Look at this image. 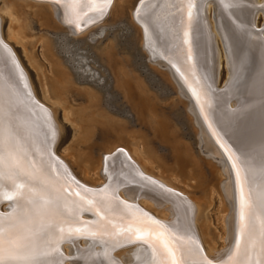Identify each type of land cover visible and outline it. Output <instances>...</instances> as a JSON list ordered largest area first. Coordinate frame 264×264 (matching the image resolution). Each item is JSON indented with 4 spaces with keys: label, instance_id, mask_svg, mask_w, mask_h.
<instances>
[{
    "label": "bare ground",
    "instance_id": "bare-ground-1",
    "mask_svg": "<svg viewBox=\"0 0 264 264\" xmlns=\"http://www.w3.org/2000/svg\"><path fill=\"white\" fill-rule=\"evenodd\" d=\"M19 1L47 6L51 13L53 12V15L57 16L61 25H64L65 29L71 34H83V31L87 29L81 31V26L88 24L89 21L94 22L96 20L94 24L99 22L107 11H102V8L107 7L111 3L110 0H108V3L105 0H54V2L47 0H8L9 3L14 4H18ZM139 1L136 0L134 3L133 0H127V6L132 7L130 12L131 19L143 25V35L139 32L141 43L144 39L143 46L146 48V45L150 47L153 46L152 44L156 45L157 43L158 45V42H160L159 48L156 46L157 50L155 52L151 51V47L148 49H150L152 56L156 53L161 57L164 53L167 55L165 56L166 60L152 57L154 62L158 63V65L160 64L159 62L163 64L161 65L163 68L161 73L173 80L174 83H177L176 86H179L177 93L181 97L184 96L189 99L187 103L185 102L188 112L195 110L194 114L201 120L204 134L209 135V138L211 137L210 139L213 140L217 149L220 148L221 152H219L222 154L226 166L223 169L221 164H219L220 162L217 165L221 172L225 171L228 173L229 171L230 173L233 180L232 187L236 207L237 203L238 205L242 202L244 203V198L247 202L248 222L246 227H244L239 246H236L233 252L231 251V256H228L229 254L226 252L222 258H210L212 246L204 254L196 242V237L190 224V216L192 218L194 211L191 213V205L187 203L188 200L180 197L177 192L170 190L169 183L162 182L155 177V183L150 181V179H153L152 175L136 158L140 150H137L135 146L130 150L122 144H114L109 145L106 150L101 152L98 167L103 170V175L108 184L106 188L103 189L99 187L100 185H95L96 189L88 190L73 182L69 178L65 166L61 165L54 156L55 143L50 132L51 128H49L44 117L45 113L43 115L41 109L36 107L38 104L36 106L33 104L32 101L34 99L32 96L29 97V92L26 91L24 86L18 85L5 70V65H3L5 62L2 60V48L11 53L13 57H11L12 59L10 58L12 64H15L18 69L19 65L9 46L4 44L0 38V46L2 47L0 49V158H2L0 170L4 173L3 177H0V192L15 196L12 202L2 201L4 203L8 202L10 206L5 209L6 212L0 211L3 213L0 215V220H2L6 235L23 232L28 237L27 243L29 244V249L23 256L9 257L5 254V264H63V261L68 258L61 255L63 253L61 247H59L60 244L71 242L74 245L82 237L94 244L92 245L94 252L85 253L84 250L86 248L83 249V245L81 247L78 246L79 248L77 247L76 250H83L84 253L78 254L79 258H77L80 263L78 261L76 263L119 264L116 261L117 259L113 257V251L117 247H123L132 242L134 245L139 244L137 243L139 242L138 240L129 242V239L134 236L137 237L138 233L140 237H145L148 242H141L140 244H145V246L136 248L129 256V259H125V264H174V262L175 264H205L201 257L198 256V251H201L208 260L215 263H223L228 257L230 260L225 264L264 263V154L258 162L257 167L259 169L255 172L254 168L256 165L251 162L255 160V156L251 147L246 149L243 155L238 156L219 131V129H223L229 138H236L242 129H246L247 122L252 120L251 118L255 113L253 110V94L259 82L257 78L262 73L264 66V38L261 41H257V39H255L256 41H251V46L243 37L240 28L238 27V29L234 24L242 22L255 27L256 16L259 12L263 11L264 13V0H197L199 7L197 13L188 11V0H176L175 6L177 10L173 12V16L170 14L169 18L165 17L168 19L165 21L167 28L163 27L160 29V34L157 38L153 36L148 22V16L155 13L154 10L156 8L153 6L156 4H153V1L147 2L148 4L152 2L153 5L149 9L148 4H146L147 6L145 5L146 7L140 6L145 1L142 0L140 7L138 6L139 9H135ZM14 4H11V8ZM228 4H230L229 8L226 7ZM253 4H261L263 8L254 10V8H250V5ZM21 6L19 5V7ZM210 7H213V9L216 7L215 14L219 15L215 23L210 22V20L207 21ZM134 9L135 11H133ZM230 12L232 16L229 15ZM170 22H172L174 30L172 28L171 30L170 28L168 29ZM18 32L19 29L17 32H9V37H15ZM172 34L174 37H172ZM216 37L221 38L225 46L226 60L232 66L230 79L234 75L236 76V82L232 84V86L237 85L235 92L230 93L232 87L230 83V87L226 85L229 88L226 89L225 97L218 96L217 92L220 93V91H212L205 83L207 81L209 84L211 80L216 87L220 65L219 51L217 50L215 53L216 50L214 49L216 43L212 45L214 43L213 39ZM135 38L137 39L136 36ZM241 41L244 49L242 51L241 48L239 49V42ZM249 48L250 50L252 49L251 51L256 50V53H251ZM246 51L249 53V57L245 55ZM107 53L109 54L110 52ZM122 54L124 55L123 52ZM131 62L130 65L132 66L133 63L131 64ZM120 63L119 66H125L122 60ZM250 63L252 64L251 75H249V72L246 73ZM132 71H134L133 68ZM197 72L198 78L196 76ZM198 80L201 81V84L198 83ZM71 81L74 80L72 79ZM114 83L116 84V81ZM224 93L222 96H224ZM235 96L243 98L234 101V104H232L235 107L229 109L226 105L232 101L231 97L234 98ZM94 102L96 101L94 100ZM141 103L142 111L148 114L146 116L156 120V108H151L147 100L145 102L140 101ZM191 104L193 106L190 108ZM209 126L219 140L214 139L211 135ZM245 132L247 133V131ZM254 134L253 140L256 137L255 130ZM201 140H204V138ZM253 140L252 144L255 143ZM217 141L225 147L221 148ZM120 146H124L127 149L121 148L124 156L120 166L117 165L115 167L117 159L121 157L120 151H116L120 149ZM183 146L189 149V144ZM206 149H201V151L209 155ZM114 151L118 152L115 156H118L116 159L115 157H110L114 154ZM13 156L21 160L27 168V172L30 173L16 172L15 175L16 183L24 185L19 190L23 192V196L13 187L12 179H9L10 171H15L10 167L12 164L10 157ZM234 159L237 163L236 165ZM145 180L150 181V184L145 185ZM140 187L143 188L141 189ZM113 191L122 201L121 204L114 199ZM123 192L133 194V200L137 196L140 200L139 202L148 207H151V202L148 204L150 200L160 204L163 208L166 204H171L172 212L175 216L174 224H165L156 220L151 213L145 211L136 202H130L125 199ZM145 198L146 201H149H144L143 199ZM70 199L77 200L79 205L89 208L93 212L85 209L81 210L69 203L68 200ZM33 202H35V207ZM166 208L163 210H167ZM25 214H27L29 220L27 223H20L21 217ZM158 216L160 217L161 215L158 214ZM163 216L165 217V215ZM78 217H81L84 223L88 221L86 223L87 226L85 224L84 228H81L85 229L84 234H69L67 232L68 229L77 228ZM129 228L132 230L129 231ZM187 248L189 252L186 251ZM191 248H194L195 252ZM217 260L220 261L217 262Z\"/></svg>",
    "mask_w": 264,
    "mask_h": 264
},
{
    "label": "rangeland",
    "instance_id": "rangeland-1",
    "mask_svg": "<svg viewBox=\"0 0 264 264\" xmlns=\"http://www.w3.org/2000/svg\"><path fill=\"white\" fill-rule=\"evenodd\" d=\"M150 1L156 5L153 6L152 2L148 4L147 2ZM175 1L145 0L142 5H140L142 0L138 2L135 9H139L140 6L146 7V4L149 5V9L151 6L156 8L155 13H152L151 17L148 16L154 37H159L160 29L167 28L165 21L168 19L166 18H169L170 14L173 16V12L177 10ZM19 2L14 4L9 3L8 0H0V38L13 52L19 69L12 64L11 53L0 46L3 53L2 60L5 62L3 65L14 81L24 86L29 92V97L32 96L34 99L31 98L33 104L35 106L38 104L40 107L38 105L36 107L41 109L43 115L45 113L44 117L51 128L50 132L55 143L54 156L61 165L65 166L69 178L78 186L88 190L96 189L95 185L99 186L107 182L103 170L98 167L101 152L114 144H122L130 150L135 146L137 150H140L136 158L152 175L153 179L150 181L155 183L156 178L167 182L170 184V190L188 200L191 213L194 211L192 218L190 216L192 221L190 224L201 251L205 254L212 246L210 258L224 257L232 246L235 228L236 204L233 180L229 171L228 174L219 170L217 163L220 162L223 169L226 166L221 150L219 147V149L216 148L209 135L204 134L202 122L194 114L195 110L192 108L193 112H188L185 105V102L189 101L188 97H181L177 93L179 86L161 73L163 64L159 62L158 65L154 62L150 51L151 46L146 45L145 48L144 39L141 43L139 32L143 35L144 28L143 25L131 19L132 7L127 6V0H112L101 20L83 31V34L68 32L47 6L38 3L33 5L26 1ZM133 2L135 3L136 0ZM11 4H14L12 8ZM19 5L22 6L19 7ZM215 10L216 7L215 9L210 7L207 21L215 23L219 16L215 14ZM170 23L168 29L174 30L172 22ZM263 23L262 11L256 16L255 25L261 26ZM18 29V34L10 38L9 32H17ZM261 36L264 38V33L261 32ZM172 37H174L173 34ZM213 40L212 45L216 43L215 53L218 50L220 54L216 87L225 90L217 94L225 97L226 89L236 82V76L232 77L234 80L231 78L234 82L229 77L232 66L226 60L225 46L221 38L216 37ZM240 48L241 51L244 50L242 41L239 42ZM107 52H110V55ZM121 60L125 63L123 67L119 66ZM130 62L134 65L131 66ZM135 71L139 75L134 73ZM72 79L74 81H71ZM236 88L237 85H233L230 93H234ZM223 93L224 96H222ZM240 98L243 97H231V105L229 103L226 106L229 109L234 108V101L241 100ZM146 100L151 108H156V120H152L142 111L140 101ZM244 129L236 138H229L223 129H219L238 156L243 155L246 149H250L255 135L253 127H248L252 139ZM202 138L204 140H201ZM187 144L189 149L183 146ZM124 146L116 150L120 151L121 157L117 159L115 167L121 164L124 156L122 150L126 148ZM201 149H206L209 155L204 154ZM116 151L110 156L111 158L118 154ZM150 181L145 180V185L150 184ZM122 194L125 199L136 202L145 211L151 213L156 220L165 224H174L175 216L171 204H166L164 208L167 206V210H163L160 204L151 200L146 201L145 198L143 200L149 201L148 204L151 202V207H148L139 202L137 196L133 200V194L130 192ZM9 206L8 202H1L0 211L6 212L5 209ZM158 214L161 216L159 217ZM163 218L167 220L164 219V221ZM77 242L74 245L71 242L60 244L59 247L63 253L61 255L68 258L63 261V264H78L81 252H94L92 247L94 244L87 239L80 238ZM82 245L83 249L86 248L84 252L76 250ZM142 246L145 244L121 246L112 254L119 264H125L124 262L129 259L133 251ZM191 249L195 252L194 248ZM186 251L189 252L188 248Z\"/></svg>",
    "mask_w": 264,
    "mask_h": 264
},
{
    "label": "water",
    "instance_id": "water-1",
    "mask_svg": "<svg viewBox=\"0 0 264 264\" xmlns=\"http://www.w3.org/2000/svg\"><path fill=\"white\" fill-rule=\"evenodd\" d=\"M47 1L54 2V0H47ZM105 1H107V0H105ZM110 2H111V0H110ZM109 5L110 4H108L107 7H109ZM229 5L230 4L226 5V7L229 8ZM107 7L105 6L104 8H102L103 9L102 11L105 12V10H107ZM188 7H189L188 8V11L189 12L197 13V11L199 10L198 1L197 0H188ZM261 7L263 8V6L261 4H253V5H250V8H254V10H258V8L262 9ZM229 15L232 16V13L230 12ZM95 21L94 22L93 21H89L88 24L82 25L80 30L83 31V30L87 29L88 26L94 25ZM234 25L237 28L238 27L240 28V30H241L240 32L242 33L243 37L246 39V41H247L248 44L250 43L251 46H252V44H251L252 42L251 41H256L255 39H257V41H261V39H262L261 32L264 31V23L261 26H255V27L252 26L251 24L250 25L249 24L248 25L243 24L242 22L241 23L240 22H237V24H234ZM159 44H160V42H158V45ZM158 45H157V43H156V45L153 44V46H151V49H152L151 51L152 52H155L157 50L156 46L159 48ZM249 50H250V48H249ZM252 52H254V54H255L256 53V50L251 51V53ZM154 54H153L152 57L159 58V59L161 58L163 60H166L165 59V56H167V55H165L164 53H163V55L161 57L158 54H156V53H154ZM248 54L249 53H247V51H246V54L245 55L247 57H249ZM260 56H261V52H260ZM262 60H263V58H262ZM263 64H261V65H263ZM249 65L250 66L248 67L246 73L249 72V75H251V73H252L251 72V70H252V64L250 63ZM247 66H248V64H247ZM196 76H197V78L199 77L198 72H197ZM257 79H258L259 82H258V84L256 86V89H255V92L253 94L254 95L253 110H254L255 113H254L253 117L251 118L252 120L248 121L247 122V125H246L247 135H249V138L250 139H252V135L249 133L248 127H253L254 130H255V132H256V137L253 140L255 143L254 144H251V150L253 151V154L255 156V160L254 161H251V162H254V164L256 165V167L254 168L255 169V172L258 171V169H259L257 167L258 166V162L260 161L261 157H263V154H264V66H263L262 73L258 76ZM228 81H227V83H228ZM198 83L201 84V81L198 80ZM205 83H206L207 87L208 88L210 87V89L212 91H217V90L218 91H221V92L223 91V89L221 90L220 88L215 87L211 80H210L209 84L207 83V81H205ZM209 130H210L211 135L214 137V139L217 140L218 138L215 135V133L213 132V130H212L211 127H210ZM218 144H220L219 146L221 148L222 147H225L222 143H219L218 142ZM234 163H235V165L237 164L236 161H235V159H234ZM106 183L107 182H104L99 187L100 188H103V189L106 188L108 186V184H106ZM113 195H114V199L119 204H121L122 201L119 199V197L116 195V193L114 191H113ZM4 200L11 201V202L13 201V200H8V199H4ZM68 201H69V203H71V204L77 206L78 208H80L81 210H84L85 209L86 211L93 212L91 209L79 205L77 200L70 199ZM246 203L247 202L245 201V198H244V203L242 202L239 205L237 203L236 212H235L236 213V215H235L236 216V218H235V222L236 223L234 222V224H235V226H234L235 227V230L233 232V237H232L233 244H232V247L228 251V254H229L228 256H231L232 255L231 254V251L233 252V250L237 246V241L239 240V242H241V240H242L243 230H244V227H246L247 222H248V220H247V210H248V207H247ZM1 214H3V213L0 212V215ZM242 214H243V219H241V215ZM77 220H78L77 228L74 229L72 227L71 229H68L67 232H69V234L70 233L71 234H73V233H75V234H77V233L84 234L85 229L83 230L81 228H84L85 224L88 221H86L84 223V221H83V219L81 217H78ZM86 226H87V224H86ZM90 232H92V231H90ZM82 238H85V237H82ZM134 240H136V241L138 240L139 242H137V243H141V242L146 243V242H148L145 237L138 238V236L137 237H135V236L132 237L131 239H129V242H132ZM131 244H133V242L132 243H129L128 245H131ZM117 248H119V247H117ZM198 252H199V253H197L198 256L201 257V260L205 264H225V263L229 262V260H230V258L227 256L228 259H225L223 263H215V262H211L210 260H208L201 251H198Z\"/></svg>",
    "mask_w": 264,
    "mask_h": 264
},
{
    "label": "snow or ice",
    "instance_id": "snow-or-ice-1",
    "mask_svg": "<svg viewBox=\"0 0 264 264\" xmlns=\"http://www.w3.org/2000/svg\"><path fill=\"white\" fill-rule=\"evenodd\" d=\"M12 160L11 169H14L15 171H10L9 173V179H12L13 181V187L17 190V192L23 196V192H20L19 190L24 187L22 184H17L15 181V175L16 172L30 174L27 172V168L23 164L21 160L16 158L15 156L10 157ZM0 163H2V158H0ZM4 173L2 170H0V177H3ZM4 199L8 200H14V195H8L3 192H0V202H2ZM33 205L35 207V202H33ZM241 219H243V214L241 215ZM29 220V217L27 214L21 217L20 223H27ZM129 231L132 229L129 228ZM138 238H141L139 233L137 234ZM28 237L24 235L23 232L15 233V234H5V229L2 226V220H0V264H5L4 256L7 254L9 257H20L26 254V252L29 249V244L27 243ZM237 246H239V240L237 241ZM175 264V262H174Z\"/></svg>",
    "mask_w": 264,
    "mask_h": 264
}]
</instances>
